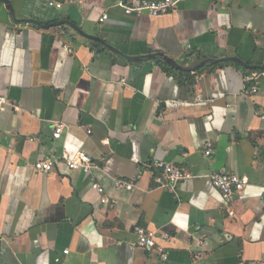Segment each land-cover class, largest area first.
Instances as JSON below:
<instances>
[{
	"label": "crops",
	"instance_id": "crops-1",
	"mask_svg": "<svg viewBox=\"0 0 264 264\" xmlns=\"http://www.w3.org/2000/svg\"><path fill=\"white\" fill-rule=\"evenodd\" d=\"M7 1L0 264H264V70L252 67L264 63V0H176L158 16L125 13L140 0ZM80 151L91 173L67 166ZM162 161L195 177L158 189ZM217 171L250 183L227 202ZM138 226L156 232L154 251L136 245Z\"/></svg>",
	"mask_w": 264,
	"mask_h": 264
},
{
	"label": "built area",
	"instance_id": "built-area-1",
	"mask_svg": "<svg viewBox=\"0 0 264 264\" xmlns=\"http://www.w3.org/2000/svg\"><path fill=\"white\" fill-rule=\"evenodd\" d=\"M176 0H140L134 5H125L124 11L126 14H142L147 12L152 16H158L160 14H166L170 12L175 6ZM50 6L60 7L61 4L51 1ZM108 15L104 14L100 18V22L107 20ZM67 50L72 53L74 51L73 46L70 44L64 45ZM252 76H246V79H251ZM258 91L257 86L253 85L250 92L256 93ZM9 104L7 97L0 95V112L5 109ZM261 118L264 119V113H260ZM67 125L64 122H57L55 124V130L53 133L54 138H61L64 129ZM214 149L209 147L206 149V155H212ZM67 166L70 169H80L86 173H91L92 169L95 167L92 158L84 151L77 152L73 156L65 154L64 156ZM54 166V161L51 159L38 161L35 163L36 170L40 172H48L52 170ZM157 167L160 169L159 174L155 177V183L158 189H165L174 191L177 185L184 180L192 179L195 175L188 169L183 167H178L172 162H158ZM213 185L220 190L224 200L229 202L235 192H239L245 189V187L250 183L249 178L244 175L237 173L217 171L210 175ZM113 183L118 188H124L128 190H133L135 188V183L133 181H128L124 179L114 178ZM93 188L98 190L100 193H104V187L98 181H93ZM103 201H106V197H103ZM263 202H264V192H263ZM136 245L139 248L144 249L147 252H152L156 248V232L143 227L138 226L136 228ZM162 259H167V253L163 248L158 249ZM65 253H68L66 250Z\"/></svg>",
	"mask_w": 264,
	"mask_h": 264
},
{
	"label": "water",
	"instance_id": "water-1",
	"mask_svg": "<svg viewBox=\"0 0 264 264\" xmlns=\"http://www.w3.org/2000/svg\"><path fill=\"white\" fill-rule=\"evenodd\" d=\"M5 2H8L7 0H4ZM32 22H35V23H37V24H39V25H42V26H45L41 21H39V20H31ZM49 27V26H48ZM75 28L82 34V35H84V36H86V37H88V38H90V39H92V40H96V41H99V42H103V40L102 39H100L99 37H97V36H94V35H90V34H87V33H85L84 31H82L80 28H78L77 26H75ZM104 43V42H103ZM108 47L109 48H111V49H113V50H115V51H117L116 49H114V48H112V46H110V45H108ZM153 55H155V54H152V56H150V57H154ZM127 58H129V59H131V60H133V59H135V60H141L142 58H145L146 56H144V57H141V58H137V57H131V56H127V55H125ZM208 61H212V60H208ZM237 61H240V60H237ZM252 67H258V68H260V69H263L264 70V63L262 64V65H260V66H252Z\"/></svg>",
	"mask_w": 264,
	"mask_h": 264
}]
</instances>
